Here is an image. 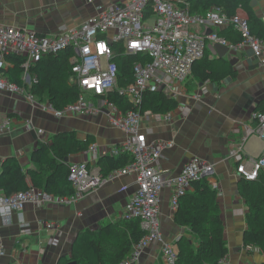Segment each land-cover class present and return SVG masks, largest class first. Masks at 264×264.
<instances>
[{
    "label": "crops",
    "instance_id": "obj_1",
    "mask_svg": "<svg viewBox=\"0 0 264 264\" xmlns=\"http://www.w3.org/2000/svg\"><path fill=\"white\" fill-rule=\"evenodd\" d=\"M126 1L0 0V23L39 35L55 36L63 25L80 27L95 14L99 5ZM249 6L263 21L260 29L264 34V0H250ZM237 13L246 17L243 7H239ZM206 30L209 32L213 28ZM207 49L211 58H225L230 63L236 59L232 65L238 71L237 76H228L219 84L212 81L201 83L194 79V85L188 87L187 81L192 74L189 75L184 83L177 84L179 105L172 111L174 123L152 121L149 124L152 127L151 137L175 142L172 148L163 152L160 160L161 168L171 176L178 175L194 156L214 164L215 171L208 180L218 191L229 249L221 264H264V254L259 247L244 241L248 206L239 189V162L230 156V152L239 146L247 159L264 155V138L254 132L259 123L255 113L264 108V60L255 57L249 48L230 51L224 57H219L210 44ZM9 63L8 68L14 66ZM206 83L208 91L198 92L199 96L194 97L195 92ZM107 113L106 110L98 116L56 118L22 96L0 91V123L12 118L11 128L0 135V172L3 161L10 156L17 157L25 168H34L31 154L38 142L66 130L76 131L80 139L89 135L95 137L93 143L98 146V157L94 158L88 149L71 155L70 162L84 161L100 172L98 158L111 154L124 140L123 131L110 125ZM40 128L44 130V135L39 134ZM135 188L133 177L126 175L106 181L75 203L65 202L59 197L41 206L28 202L22 213L24 220L30 224L29 233L21 231L18 213L15 212L7 222L0 216V235L6 248V255L1 258L0 264H63L71 257L74 241L81 230L96 229L109 221L124 218L126 205ZM192 189L193 185L189 191ZM175 212L171 208V190L165 189L160 228L178 254V241L182 237L194 247H197L198 240L188 227L175 223ZM48 222L55 223L59 228L46 227ZM53 237L59 238L57 244H50ZM135 264H166L162 259L161 244L156 242L147 247Z\"/></svg>",
    "mask_w": 264,
    "mask_h": 264
},
{
    "label": "built area",
    "instance_id": "obj_2",
    "mask_svg": "<svg viewBox=\"0 0 264 264\" xmlns=\"http://www.w3.org/2000/svg\"><path fill=\"white\" fill-rule=\"evenodd\" d=\"M93 2V0H88ZM189 0H127L97 6L95 14L76 28L63 25L55 36L39 35L33 31L22 30L12 25L0 23V91L24 97L33 105L40 106L56 118L71 116H98L106 110L111 126L124 133V140L111 154L129 153L132 160L124 167L102 177L98 170L90 168L87 162L75 161L70 165L69 180L74 188L65 202L75 203L88 192L94 191L106 181L121 176H132L136 186L122 217L139 218L146 234L134 245L132 253L120 264H135L145 249L153 243L161 244L162 259L166 264H177L178 254L171 241H167L160 228L162 194L171 190V208L176 210L178 199L190 190L193 182L209 179L215 171L214 164L194 156L189 159L182 171L171 176L160 166L163 152L172 148L173 140L154 139L150 123H174L173 112L154 113L138 109L123 111L108 95L114 92L125 94L131 102L139 106L146 90H162L176 97L177 84L184 83L189 77L193 64L201 60L209 44L219 42L231 51L249 48L252 54L264 60V37L252 33L246 17L236 13L228 15L221 7H212L205 14H192ZM151 11V14L149 12ZM233 26L241 40L232 42L215 31L218 27ZM206 28H213L207 32ZM70 47L73 55L71 81L78 85V99L56 108L49 101L41 102L28 87L37 82L29 68L44 55L59 53ZM115 47L120 51L116 53ZM14 53L25 58V72L22 83L10 80L6 70L9 61L6 54ZM140 54L142 59L132 66L133 79L127 85H120V70L116 60L121 55ZM207 84L198 92H207ZM258 126L254 130L264 138V111L255 113ZM12 118L0 123V135L11 127ZM44 135L43 129H38ZM89 151L94 158L99 155L97 144ZM239 162L237 172L240 178L256 180L264 170V155L257 159H247L242 147L230 152ZM54 197L40 188L31 187L10 196L0 191V216L7 222L16 212L23 233L31 232V227L23 218V209L28 202L41 206ZM48 228H59L55 223H46ZM58 237L50 239L57 244ZM6 255L4 239L0 235V260Z\"/></svg>",
    "mask_w": 264,
    "mask_h": 264
},
{
    "label": "trees",
    "instance_id": "obj_3",
    "mask_svg": "<svg viewBox=\"0 0 264 264\" xmlns=\"http://www.w3.org/2000/svg\"><path fill=\"white\" fill-rule=\"evenodd\" d=\"M249 2L250 0H189L188 8L192 14H205L212 7H221L228 15H234L239 7H243L252 33L264 37L260 29L263 21L250 8ZM216 32L232 42L241 40L240 34L233 26L218 27ZM114 49L116 53L120 51L117 47ZM72 55V48L67 47L57 54H46L32 64L29 71L38 81L28 89L40 100L46 99L56 108H63L76 101L80 90L78 85L71 81ZM5 57L14 66L4 72L10 80L22 83L25 58L14 53H8ZM141 59L140 54L121 55L116 58L121 86L132 81V66ZM237 72L228 59L211 58L207 49L205 56L193 64L190 75L192 74L193 80L201 83L212 81L219 84L228 76L236 77ZM108 98L117 103L123 111L139 108L141 112L150 110L154 113H166L175 110L179 105L176 97L162 90H146L139 106L119 92L109 94ZM261 109L264 111V108ZM93 142V135L80 139L74 130L61 131L50 138L40 140L31 154L34 168H25L15 156L3 161L0 191L10 196L37 187L53 197L72 196L74 188L69 180L71 162L66 161V158L88 150ZM131 160V154L125 152L117 155L104 154L98 158L97 165L102 177H107ZM239 189L248 206V227L244 232V241L258 246L264 254V170L256 180L241 178ZM175 223L188 227L198 240L197 247L192 246L185 237L178 241L177 264H221L227 257L229 249L224 235L218 191L207 178L193 182V189L180 196ZM145 234L139 218H119L96 229L81 230L74 241L71 257L65 259L63 264H68L71 260H76L78 264H120L132 253L134 245L140 242Z\"/></svg>",
    "mask_w": 264,
    "mask_h": 264
},
{
    "label": "water",
    "instance_id": "obj_4",
    "mask_svg": "<svg viewBox=\"0 0 264 264\" xmlns=\"http://www.w3.org/2000/svg\"><path fill=\"white\" fill-rule=\"evenodd\" d=\"M209 32H211V31H209ZM214 48L217 51L219 57H224L227 54H229L230 51H231L228 46L223 45V44H221L219 42L214 44ZM235 63H236V59H232L231 60V64H235ZM66 161H70V158L67 157ZM68 264H78V262L76 260H71Z\"/></svg>",
    "mask_w": 264,
    "mask_h": 264
},
{
    "label": "rangeland",
    "instance_id": "obj_5",
    "mask_svg": "<svg viewBox=\"0 0 264 264\" xmlns=\"http://www.w3.org/2000/svg\"><path fill=\"white\" fill-rule=\"evenodd\" d=\"M240 15L243 16L242 13ZM187 82H188V87H192V85H194L193 77L190 76Z\"/></svg>",
    "mask_w": 264,
    "mask_h": 264
}]
</instances>
